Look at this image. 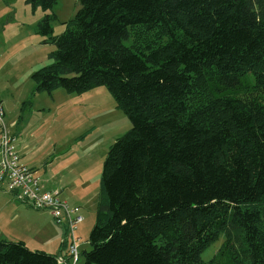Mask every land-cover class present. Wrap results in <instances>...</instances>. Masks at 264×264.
Masks as SVG:
<instances>
[{
    "label": "trees",
    "instance_id": "16d2710c",
    "mask_svg": "<svg viewBox=\"0 0 264 264\" xmlns=\"http://www.w3.org/2000/svg\"><path fill=\"white\" fill-rule=\"evenodd\" d=\"M57 1L24 0L55 47L34 91L103 85L131 123L84 264H264V0H78L54 34ZM0 264L60 263L0 239Z\"/></svg>",
    "mask_w": 264,
    "mask_h": 264
},
{
    "label": "rangeland",
    "instance_id": "374dc122",
    "mask_svg": "<svg viewBox=\"0 0 264 264\" xmlns=\"http://www.w3.org/2000/svg\"><path fill=\"white\" fill-rule=\"evenodd\" d=\"M78 8V0L57 1L52 9L57 16L52 22L54 34L64 30L63 22ZM44 14L41 8L32 10L24 0H0V96L5 120L15 119L9 126L14 147L21 158L28 157L36 166L40 184L47 176L57 186L69 184L67 190L74 192L76 204L69 206L77 207L82 216L74 236L78 238L77 263L84 264L81 252L89 248L87 238L95 221L103 160L109 146L130 129L131 123L103 85L83 92L62 88L52 93L34 91L32 73L51 62L48 54L55 48L43 43V37L36 33ZM27 209L30 215L35 211ZM24 232L29 236L33 231ZM222 240L220 235L205 248L202 260L210 259Z\"/></svg>",
    "mask_w": 264,
    "mask_h": 264
},
{
    "label": "built area",
    "instance_id": "2783aa9c",
    "mask_svg": "<svg viewBox=\"0 0 264 264\" xmlns=\"http://www.w3.org/2000/svg\"><path fill=\"white\" fill-rule=\"evenodd\" d=\"M13 140L0 103V189L14 191L20 201L35 209L47 210L58 224L64 225L66 252L57 259L60 264L76 263L79 252L74 230L82 216L77 213V207L69 206L57 192L43 189L34 169L20 162Z\"/></svg>",
    "mask_w": 264,
    "mask_h": 264
},
{
    "label": "crops",
    "instance_id": "0c3cea01",
    "mask_svg": "<svg viewBox=\"0 0 264 264\" xmlns=\"http://www.w3.org/2000/svg\"><path fill=\"white\" fill-rule=\"evenodd\" d=\"M0 103L4 107L1 96ZM14 122V117L10 121H6L8 129ZM22 148H26L25 144L22 145ZM17 154L20 162L33 168L36 176L39 178L38 170L33 162L28 157L21 158L18 152ZM41 182L44 190H56L61 200L65 201L68 205L74 203V192L67 190L70 186L69 184L57 186L47 176H44V181ZM0 200L2 201L0 207V239H12V241L22 240L31 250H44L47 253L57 255V257L65 254L66 236L63 229L64 225H59L47 210H38L23 203L17 198L14 191H9L6 188L0 189ZM27 208H33L35 211L30 215L28 212L30 209ZM27 215L30 216L25 219ZM33 221H39V223L34 224ZM8 226H11V229ZM30 228L33 232L29 236H26L24 230L28 231ZM9 229L11 230L10 232ZM77 262L78 260L74 264H78Z\"/></svg>",
    "mask_w": 264,
    "mask_h": 264
}]
</instances>
